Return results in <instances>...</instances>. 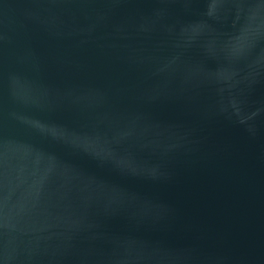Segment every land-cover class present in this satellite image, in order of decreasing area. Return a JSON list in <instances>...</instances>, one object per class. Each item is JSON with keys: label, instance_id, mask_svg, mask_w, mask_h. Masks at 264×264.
<instances>
[{"label": "water", "instance_id": "water-1", "mask_svg": "<svg viewBox=\"0 0 264 264\" xmlns=\"http://www.w3.org/2000/svg\"><path fill=\"white\" fill-rule=\"evenodd\" d=\"M0 264H264V0H0Z\"/></svg>", "mask_w": 264, "mask_h": 264}]
</instances>
